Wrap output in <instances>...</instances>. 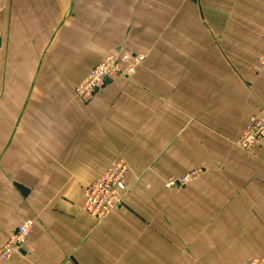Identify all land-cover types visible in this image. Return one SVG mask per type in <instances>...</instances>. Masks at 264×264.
<instances>
[{"label": "crops", "instance_id": "obj_1", "mask_svg": "<svg viewBox=\"0 0 264 264\" xmlns=\"http://www.w3.org/2000/svg\"><path fill=\"white\" fill-rule=\"evenodd\" d=\"M0 3V249L35 221L0 264L264 261V146L233 144L264 112V0ZM114 52L146 60L78 100ZM119 159L128 195L98 221L85 188Z\"/></svg>", "mask_w": 264, "mask_h": 264}, {"label": "built area", "instance_id": "obj_2", "mask_svg": "<svg viewBox=\"0 0 264 264\" xmlns=\"http://www.w3.org/2000/svg\"><path fill=\"white\" fill-rule=\"evenodd\" d=\"M4 9V5L0 3V18ZM145 60L146 56L137 53L114 52L105 56L77 86L76 97L83 103H89L107 85L132 79ZM254 72L257 76L264 77V54L256 63ZM233 144L245 152H254L257 147L264 146V112L249 118L242 135L234 140ZM129 172L127 161L119 159L99 180L87 185L84 192V213L98 221H103L120 209L128 195ZM201 173V171H191L177 180L170 179L166 186L168 188L186 186ZM34 226V220H26L8 237L0 249V261H8L20 252L28 242ZM246 264H264V261L256 259Z\"/></svg>", "mask_w": 264, "mask_h": 264}]
</instances>
